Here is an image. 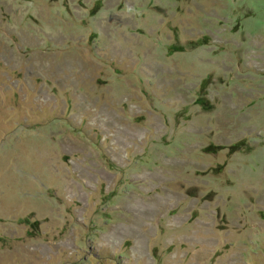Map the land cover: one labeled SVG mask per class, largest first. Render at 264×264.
Returning a JSON list of instances; mask_svg holds the SVG:
<instances>
[{"label": "rangeland", "instance_id": "1", "mask_svg": "<svg viewBox=\"0 0 264 264\" xmlns=\"http://www.w3.org/2000/svg\"><path fill=\"white\" fill-rule=\"evenodd\" d=\"M0 264H264V0H0Z\"/></svg>", "mask_w": 264, "mask_h": 264}]
</instances>
